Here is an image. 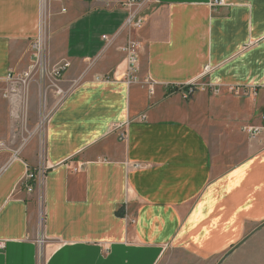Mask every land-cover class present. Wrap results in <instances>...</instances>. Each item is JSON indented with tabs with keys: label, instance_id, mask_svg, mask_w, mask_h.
<instances>
[{
	"label": "crops",
	"instance_id": "obj_1",
	"mask_svg": "<svg viewBox=\"0 0 264 264\" xmlns=\"http://www.w3.org/2000/svg\"><path fill=\"white\" fill-rule=\"evenodd\" d=\"M212 3L0 0V264H235L264 237V0Z\"/></svg>",
	"mask_w": 264,
	"mask_h": 264
},
{
	"label": "built area",
	"instance_id": "obj_2",
	"mask_svg": "<svg viewBox=\"0 0 264 264\" xmlns=\"http://www.w3.org/2000/svg\"><path fill=\"white\" fill-rule=\"evenodd\" d=\"M139 2V0H126V5L130 8L133 7L134 5H136ZM212 5L214 6H221L223 5V0H213ZM125 28L129 31L130 33V37L128 39L127 44L125 45V47L123 48V52L126 55V59L125 61L127 62V69L125 72V77L127 79V83L129 85L133 84L136 81V71L138 69L139 66V50H140V45L139 43L133 38V33L135 31H140L143 26H144V18L139 16L137 13L135 12H131L129 14V16L126 19L125 22ZM134 31V32H133ZM104 39H106V37H104ZM33 50L35 51L36 55H37V59L39 60V63L42 64L44 66L45 69V62L43 60V51H42V43L41 40L37 41L34 45H33ZM69 67L68 64H65L63 67H60L59 69H57V71L54 73V77L56 79H60L62 76V73ZM28 75H25L23 77H21L18 81L20 83L23 84H27L28 81ZM186 95L191 96L194 93V89L193 86L188 87L187 91H186ZM248 132L250 134L252 133H257L258 130H255L253 128L248 129ZM124 137V136H123ZM3 169L0 168V175L2 174ZM36 175L33 172L28 173L27 175V180L28 181H34L35 180ZM27 190L29 192L32 191L31 186H29L27 188ZM4 248V244H0V249Z\"/></svg>",
	"mask_w": 264,
	"mask_h": 264
},
{
	"label": "rangeland",
	"instance_id": "obj_3",
	"mask_svg": "<svg viewBox=\"0 0 264 264\" xmlns=\"http://www.w3.org/2000/svg\"><path fill=\"white\" fill-rule=\"evenodd\" d=\"M136 32L137 31H135L134 33H136ZM63 73H62V76H63ZM62 76H61V78H62ZM47 89L48 88H46V90ZM193 89H194V93L190 97H187L188 100L192 99V97L197 93L198 87L194 86ZM42 97H44V96H42ZM204 97H205V99L202 98L200 95H198L196 99L198 102H202L205 100V104L208 101L212 100L210 98L211 97L210 94L204 93ZM41 100L42 99H39L40 106L42 105V108H43L44 98H43L42 104H41ZM25 132L26 131L24 129H21V133H19V134L15 133V139L13 141H11V143H9L8 147L13 148L15 150H19V149L23 148V146L26 144L25 140L28 137V134ZM255 243L256 244H254V246H251L249 248L244 249L246 251H244L240 257H237L235 264H264V237H260L259 239H257L255 241Z\"/></svg>",
	"mask_w": 264,
	"mask_h": 264
}]
</instances>
